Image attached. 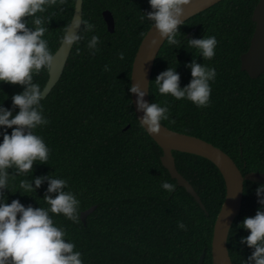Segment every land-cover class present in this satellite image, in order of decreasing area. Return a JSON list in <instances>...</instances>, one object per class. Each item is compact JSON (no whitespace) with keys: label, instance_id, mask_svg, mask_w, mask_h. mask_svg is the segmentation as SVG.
I'll use <instances>...</instances> for the list:
<instances>
[{"label":"trees","instance_id":"16d2710c","mask_svg":"<svg viewBox=\"0 0 264 264\" xmlns=\"http://www.w3.org/2000/svg\"><path fill=\"white\" fill-rule=\"evenodd\" d=\"M258 1L221 0L184 21L177 43L166 40L159 51L150 81L151 103L169 108L168 119L162 123L219 146L243 173L264 171V73L254 78L241 67V55L255 30L252 15ZM76 2L57 0L37 14L44 18L45 38L53 53L73 18ZM105 9L114 15V32L108 29ZM151 10L148 0H83V20L95 25L94 33H85V39L74 44L60 80L42 101L49 123L36 129L51 150L49 160L34 162L28 173L9 168L10 184L0 189L9 203L19 199L25 206L48 207L44 197L55 193H47L48 179L38 188L34 179H67L68 189L81 201L79 219L73 222L53 214V220L65 228L84 264H199L203 252L204 264H214L212 239L226 195L225 179L209 159L173 151L178 170L201 196L204 210L163 165V149L140 127L128 91L136 52L152 25L145 16ZM23 19L29 28L35 27L31 17ZM83 28L82 24L80 31ZM92 34L100 36V50L94 55L87 48ZM210 35L217 39L215 55L204 59L187 41ZM121 51L123 60L118 56ZM193 61L216 69L206 107L162 95L155 85L159 73L176 67L184 87L192 79L188 65ZM48 77L49 70L42 69L34 81L45 87ZM24 87L0 82V105L12 109L13 115L19 108L11 97ZM7 131L10 134L12 129ZM19 179L32 182L34 191L19 189ZM163 180L175 184V190L163 189ZM260 184L264 183H244L242 210L228 237L234 264H243L253 251L241 242L250 232L242 221L261 208L256 194ZM93 205L97 207L84 223L81 213ZM178 221L186 228H179Z\"/></svg>","mask_w":264,"mask_h":264},{"label":"clouds","instance_id":"9594fccd","mask_svg":"<svg viewBox=\"0 0 264 264\" xmlns=\"http://www.w3.org/2000/svg\"><path fill=\"white\" fill-rule=\"evenodd\" d=\"M65 0H59L64 3ZM151 11L145 16L152 22L159 37L166 38L169 44H176L177 33L184 20L185 5L192 0H148ZM57 0H0V82L24 85V90L14 94L11 99L19 111L13 115L12 109L0 105V189L10 184L8 169L15 167L18 173H28L36 161L45 163L50 157V148L44 138L36 133L38 127L49 123L42 101L46 88L34 81V76L41 70L52 68L54 53L45 38L47 27L44 13ZM31 17L34 28H29ZM81 24L84 25L82 31ZM95 25L86 20L75 19L66 25L60 39L62 45L73 46L85 39V33H94ZM100 36L92 34L87 38V48L93 55L100 49ZM156 39L153 44H157ZM188 46L194 48L204 59L215 55L217 39L214 35L202 38H191ZM79 51V49H77ZM124 59L123 51L118 53ZM192 79L184 87L180 86V74L176 67H169L155 78L157 91L162 95H171L177 100L187 99L200 107L210 103L211 81L216 78L215 67L193 61L188 65ZM108 71L109 66L105 65ZM128 91L136 94L138 110L143 115L138 119L140 127L147 134H159L161 122L168 119L169 108L166 104L144 100L145 91L138 83L130 85ZM12 129L9 134L7 129ZM44 179H48L47 193L44 201L48 207L25 206L19 199L10 203L0 193V264H84L82 253L76 250L75 243L67 239L64 227L58 226L53 214H62L65 218L77 222L81 201L68 189V180L58 176L36 177L38 188ZM161 187L168 192L175 190L176 185L167 180ZM18 188L25 193L34 191L33 183L19 179ZM67 189V190H65ZM261 205L254 216L245 217L242 227L250 230L241 238V242L252 248L251 255L243 264H264V184L256 189ZM178 227L186 225L178 221Z\"/></svg>","mask_w":264,"mask_h":264},{"label":"water","instance_id":"95a60500","mask_svg":"<svg viewBox=\"0 0 264 264\" xmlns=\"http://www.w3.org/2000/svg\"><path fill=\"white\" fill-rule=\"evenodd\" d=\"M219 1L221 0H192L190 4L184 6L185 13L182 19L186 21ZM103 16L109 31L114 32L115 18L112 11L105 9ZM73 18L83 20V0H77ZM252 19L256 23L255 30L249 48L241 55V67L251 77L257 78L264 73V0L258 1L254 8ZM80 29H76V31H80ZM154 39L158 41L157 44H153ZM166 40V38L159 37V33L151 25L144 35L133 61L131 84L138 83L141 85L146 93L144 100L148 103H151L150 81L153 67L158 53ZM73 46L62 45L61 42L55 51L52 68L49 70V78L45 85L44 98L60 80ZM131 97L139 119L143 113L137 108L136 94L131 93ZM149 135L162 147L161 161L169 170L171 176L177 180L178 185L184 186L194 196L204 210H206V206L201 196L193 184L178 170L173 151L193 153L205 157L216 164L221 171L226 183V195L214 225L212 258L214 264H234L228 249V237L234 221L242 210L244 183L245 181L264 183V171L243 173L234 159L219 146L197 135L174 130L162 122L159 134ZM96 207L97 205H93L82 211L81 218L84 223L87 222L88 215ZM204 258L205 252L201 254L199 264H204Z\"/></svg>","mask_w":264,"mask_h":264},{"label":"rangeland","instance_id":"374dc122","mask_svg":"<svg viewBox=\"0 0 264 264\" xmlns=\"http://www.w3.org/2000/svg\"><path fill=\"white\" fill-rule=\"evenodd\" d=\"M49 78V77H48Z\"/></svg>","mask_w":264,"mask_h":264}]
</instances>
